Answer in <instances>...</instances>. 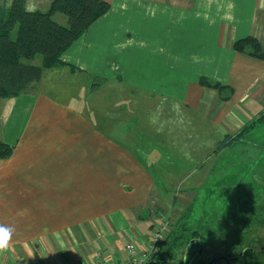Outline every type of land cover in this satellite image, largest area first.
Instances as JSON below:
<instances>
[{
    "label": "crops",
    "instance_id": "0c3cea01",
    "mask_svg": "<svg viewBox=\"0 0 264 264\" xmlns=\"http://www.w3.org/2000/svg\"><path fill=\"white\" fill-rule=\"evenodd\" d=\"M105 1L60 55L77 70L45 69L0 100V141L14 147L0 159V223L16 229L0 264L123 259L149 237L139 210L155 185L200 172L197 153L260 113L264 59L233 43L252 36L264 50V0Z\"/></svg>",
    "mask_w": 264,
    "mask_h": 264
},
{
    "label": "trees",
    "instance_id": "16d2710c",
    "mask_svg": "<svg viewBox=\"0 0 264 264\" xmlns=\"http://www.w3.org/2000/svg\"><path fill=\"white\" fill-rule=\"evenodd\" d=\"M25 4V0H13L11 7H5L0 0V100L28 91L41 79L45 69L63 65L77 70L75 66L63 62L60 55L109 8L105 0H51L46 10L28 13ZM55 14L65 16L66 24L58 22ZM233 49L264 59V50L252 36L236 40ZM37 54L41 55V64L27 62ZM199 83L218 91L224 88L204 77L199 79ZM263 122L264 112L245 123L235 134L224 135L217 151L243 141L252 129ZM13 148V145L0 141V159L10 157ZM192 207L193 204H189L179 214L171 224L170 232L159 242L161 254L170 253L181 243L186 245L194 237L212 236L221 230V225L217 227L212 222L190 223Z\"/></svg>",
    "mask_w": 264,
    "mask_h": 264
},
{
    "label": "rangeland",
    "instance_id": "374dc122",
    "mask_svg": "<svg viewBox=\"0 0 264 264\" xmlns=\"http://www.w3.org/2000/svg\"><path fill=\"white\" fill-rule=\"evenodd\" d=\"M29 61L40 64L41 55L37 54ZM260 101V113H263L264 95ZM197 155L204 156L200 172L183 183L155 185L145 209L139 210L140 224L145 230L143 236H149L148 241L151 228L171 225L189 204H193L190 223L221 225V230L213 236H202L208 256L221 254L232 240L245 242L257 236L264 244V226L258 227L254 223L253 231L244 235L242 230L247 227L241 223L252 216L250 213H264V122L241 142L213 154ZM188 168L192 170L193 165L186 164ZM143 247L146 246L141 245L138 249Z\"/></svg>",
    "mask_w": 264,
    "mask_h": 264
},
{
    "label": "flooded vegetation",
    "instance_id": "af4514ba",
    "mask_svg": "<svg viewBox=\"0 0 264 264\" xmlns=\"http://www.w3.org/2000/svg\"><path fill=\"white\" fill-rule=\"evenodd\" d=\"M262 204L264 206V199ZM249 216L251 217L245 218L241 222H244L247 227V229L242 230L244 235L253 231L254 223L258 227L264 226V213H250ZM241 223H239L240 226ZM171 227L172 225L169 224L162 226V238L156 241L153 250L147 254L146 259L141 264H209L211 260L218 257L219 259L212 264H262L264 261V244L257 236H252L245 242L232 240L224 246L221 254L208 256L202 241L203 235H199L191 239L186 245L181 243L177 248H173L170 253L161 254L158 244L170 232Z\"/></svg>",
    "mask_w": 264,
    "mask_h": 264
},
{
    "label": "built area",
    "instance_id": "2783aa9c",
    "mask_svg": "<svg viewBox=\"0 0 264 264\" xmlns=\"http://www.w3.org/2000/svg\"><path fill=\"white\" fill-rule=\"evenodd\" d=\"M162 226L151 228L150 239L143 243L146 247H143L141 250L138 249L139 246L136 243L128 242L124 246L125 257L116 262H108L99 255L94 259L93 264H141L147 257V254L153 250L154 245L157 240L162 238Z\"/></svg>",
    "mask_w": 264,
    "mask_h": 264
},
{
    "label": "clouds",
    "instance_id": "9594fccd",
    "mask_svg": "<svg viewBox=\"0 0 264 264\" xmlns=\"http://www.w3.org/2000/svg\"><path fill=\"white\" fill-rule=\"evenodd\" d=\"M5 7H11L13 0H3ZM37 10V5L33 0H27L25 11L33 13ZM15 227L9 224L0 223V254H5L12 249Z\"/></svg>",
    "mask_w": 264,
    "mask_h": 264
},
{
    "label": "water",
    "instance_id": "95a60500",
    "mask_svg": "<svg viewBox=\"0 0 264 264\" xmlns=\"http://www.w3.org/2000/svg\"><path fill=\"white\" fill-rule=\"evenodd\" d=\"M219 259V257L218 258H214L213 260H211L210 262H209V264H212L214 261H217Z\"/></svg>",
    "mask_w": 264,
    "mask_h": 264
}]
</instances>
